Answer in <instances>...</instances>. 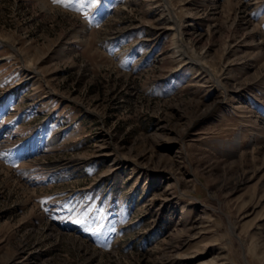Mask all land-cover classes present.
Instances as JSON below:
<instances>
[{
    "label": "rangeland",
    "instance_id": "rangeland-1",
    "mask_svg": "<svg viewBox=\"0 0 264 264\" xmlns=\"http://www.w3.org/2000/svg\"><path fill=\"white\" fill-rule=\"evenodd\" d=\"M0 264H264V0H0Z\"/></svg>",
    "mask_w": 264,
    "mask_h": 264
},
{
    "label": "bare ground",
    "instance_id": "bare-ground-1",
    "mask_svg": "<svg viewBox=\"0 0 264 264\" xmlns=\"http://www.w3.org/2000/svg\"><path fill=\"white\" fill-rule=\"evenodd\" d=\"M165 5V4H164ZM165 7V6H164ZM167 8V7H166ZM168 12V11H167ZM171 20V19H170ZM175 21V20H174ZM173 21V22H174ZM177 21V20H176ZM175 23V22H174ZM173 23V24H174ZM172 24V25H173ZM175 26H176V23H175ZM172 27V26H171ZM177 27V26H176ZM173 28V27H172ZM184 28H185V25L183 24V23H180V26H179V32H180V34L182 35V32L183 31H188L189 29H186L185 28V30H184ZM178 29V28H177ZM175 31V30H174ZM177 32V31H176ZM177 34L178 33H176L175 35L177 36ZM182 41H184L183 40V37H182ZM175 54L178 56V57H181V58H183L184 60L186 59V56H185V53H184V50H183V47H178L177 49H176V51H175ZM187 64V63H186ZM191 64V63H190ZM199 65V64H198ZM201 68V67H200ZM199 70L200 69H198V72H199Z\"/></svg>",
    "mask_w": 264,
    "mask_h": 264
},
{
    "label": "snow or ice",
    "instance_id": "snow-or-ice-1",
    "mask_svg": "<svg viewBox=\"0 0 264 264\" xmlns=\"http://www.w3.org/2000/svg\"><path fill=\"white\" fill-rule=\"evenodd\" d=\"M53 2L54 3H61V2H63V0H53ZM91 2L93 3V4H98V3H100V0H91ZM80 221H77V223H79Z\"/></svg>",
    "mask_w": 264,
    "mask_h": 264
}]
</instances>
